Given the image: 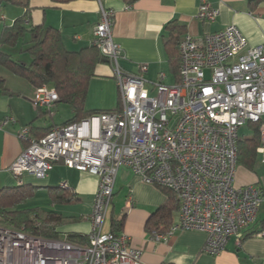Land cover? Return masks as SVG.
<instances>
[{
    "label": "built area",
    "instance_id": "built-area-1",
    "mask_svg": "<svg viewBox=\"0 0 264 264\" xmlns=\"http://www.w3.org/2000/svg\"><path fill=\"white\" fill-rule=\"evenodd\" d=\"M100 11L92 45L112 64L118 109L56 126L40 139L24 127L20 137L27 146L9 168L20 182L24 174L46 178L59 162L98 176L89 243L0 226V264H143L142 251L127 234L103 230L121 167L177 196L178 219L166 234L155 233L157 239L179 230L202 231L204 252L211 255L224 251L233 237L240 245L263 202L259 187L236 186L235 177L241 127L262 123L258 151H264V43L249 46L235 24L201 37L186 34L179 45V81L167 84L160 72L149 82L146 65L137 74L122 68L123 50L112 34L115 10L101 5ZM218 15L210 0H200L198 19L214 21ZM58 99L55 87L43 85L33 103L54 114ZM16 121L5 116L2 126ZM60 186L70 189L68 181ZM256 235L264 238V229Z\"/></svg>",
    "mask_w": 264,
    "mask_h": 264
},
{
    "label": "crops",
    "instance_id": "crops-1",
    "mask_svg": "<svg viewBox=\"0 0 264 264\" xmlns=\"http://www.w3.org/2000/svg\"><path fill=\"white\" fill-rule=\"evenodd\" d=\"M210 3L219 10L214 21L197 18L200 0H136L132 5L123 0H75L63 4L52 0H31L28 22L31 25L58 29L66 48L78 51L92 45L93 30L101 16V5L111 8L115 10L113 38L124 54L120 60L122 68L137 74L141 72L140 66L146 65L144 75L149 82H156L159 73L164 72V82L174 84L177 76L170 68L164 42L166 26L173 21L185 27L182 37L186 34L201 37L235 24L245 35L249 46L264 43V0H210ZM25 11L17 6H7L0 17V34L5 25H12ZM113 73L111 63H98L91 82H112L116 96ZM0 77L5 79L6 88H0V187L21 184L40 187L35 197L38 193L45 192L51 206L46 207L47 209L75 218L59 228L60 233L64 236L67 233L88 235L98 176L70 168L62 162L56 163L44 179L24 174L23 181L20 182L9 171L27 146V142L20 137L24 127L33 123L36 128H54L62 126L71 117L62 120L58 114L59 103L54 108V114L46 108H36L33 103L36 88L1 64ZM148 86L152 85L149 83ZM116 108L114 103H110L105 107H91L89 110ZM8 115L16 118V123L10 122L2 126L3 118ZM250 124L243 126L246 127L243 134L240 128V138L253 133ZM30 136L33 137L32 134ZM63 181H68L70 195L76 200L54 203L47 187H60ZM235 185L259 187L263 193V202L255 222L242 231L241 244L238 245L233 237L226 249L217 255L204 252L207 240L205 232L179 230L166 239H157L154 233L149 232L148 220L167 201L168 195L162 188L144 182L128 167H121L118 171L112 205L103 230L112 231L113 219H124L120 232L131 238L132 247L142 251L143 264H264V238L256 235L264 229V151L259 152L257 148L253 169L237 166ZM178 215L179 211L174 215V222Z\"/></svg>",
    "mask_w": 264,
    "mask_h": 264
},
{
    "label": "trees",
    "instance_id": "trees-1",
    "mask_svg": "<svg viewBox=\"0 0 264 264\" xmlns=\"http://www.w3.org/2000/svg\"><path fill=\"white\" fill-rule=\"evenodd\" d=\"M52 1L63 4L75 0ZM123 1L132 5L136 0ZM30 4L31 0H0V17L9 5L26 10L12 25H5L0 34V64L16 76L26 79L35 88L43 85L55 87L59 95L57 103L69 105L73 112V116L62 126L79 122L98 112L117 110L119 102L114 110H89L86 108L90 82L95 76L96 65L110 63L108 58L102 55L94 45L78 51L68 50L58 29L29 24ZM184 33L185 27L177 21L166 26L165 49L170 68L177 76V82L179 81L180 64L179 45ZM16 52L20 55L27 54L29 59L18 57ZM0 88L6 90L5 79L2 77H0ZM250 126L253 133L243 138L239 137L238 140V165L253 169L257 148L261 144L262 123H251ZM29 128L30 134L35 139L46 136L53 129L52 127L36 128L33 123ZM39 189L40 187L37 186L22 184L13 187H0V226L23 231L30 236L61 239L59 228L75 219L74 217H67L60 212L39 206L21 208V204L26 198L35 197ZM162 189L167 193L168 199L153 213L147 223L148 231L154 234H166L174 223L175 213L179 211V201L175 193L167 188ZM47 190L54 203L76 200L71 197L70 189H63L60 186L47 187ZM123 225L124 219H113L112 232L120 233ZM63 239L80 245L89 243L88 235L80 233H67Z\"/></svg>",
    "mask_w": 264,
    "mask_h": 264
},
{
    "label": "rangeland",
    "instance_id": "rangeland-1",
    "mask_svg": "<svg viewBox=\"0 0 264 264\" xmlns=\"http://www.w3.org/2000/svg\"><path fill=\"white\" fill-rule=\"evenodd\" d=\"M20 57V55H17ZM23 59H29L27 54L21 55ZM171 80H169L170 82ZM116 84V96L114 92V85L112 82H91L90 91L88 92V97L86 101V108L90 109L91 107H105V105L114 103V107H117L119 102V91L117 82ZM115 96V98H114ZM115 99V100H114ZM60 110L58 111L59 116H61L62 120L69 119L73 116V112L69 105L65 103H59ZM241 134L246 132V127H241L240 130ZM156 186V185H154ZM159 187V186H157ZM162 188V187H159ZM43 207L47 209L50 206V201L45 192H40L37 194L36 197H27L26 200L21 204L22 207ZM47 207V208H46ZM65 236L64 234L60 235V238L63 239Z\"/></svg>",
    "mask_w": 264,
    "mask_h": 264
}]
</instances>
